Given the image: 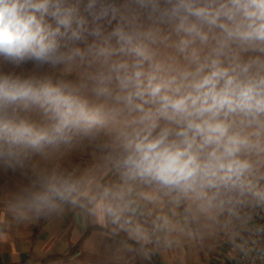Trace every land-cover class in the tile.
<instances>
[{"label": "clouds", "instance_id": "9594fccd", "mask_svg": "<svg viewBox=\"0 0 264 264\" xmlns=\"http://www.w3.org/2000/svg\"><path fill=\"white\" fill-rule=\"evenodd\" d=\"M29 165L17 219L264 256V0H0V169Z\"/></svg>", "mask_w": 264, "mask_h": 264}, {"label": "crops", "instance_id": "0c3cea01", "mask_svg": "<svg viewBox=\"0 0 264 264\" xmlns=\"http://www.w3.org/2000/svg\"><path fill=\"white\" fill-rule=\"evenodd\" d=\"M149 248L163 264H217L238 250L221 234L202 239L183 232L173 234L170 246ZM48 257H56L49 264H155L125 233L113 234L110 226L98 224L78 207L65 205L55 214L17 219L0 202V264H39Z\"/></svg>", "mask_w": 264, "mask_h": 264}, {"label": "rangeland", "instance_id": "374dc122", "mask_svg": "<svg viewBox=\"0 0 264 264\" xmlns=\"http://www.w3.org/2000/svg\"><path fill=\"white\" fill-rule=\"evenodd\" d=\"M27 68L31 69V67ZM56 162L64 168H71L76 164H79L82 168H86L90 164V160L86 155L76 152L69 153ZM30 168L31 165L27 166L23 173L0 169V202L3 206H9L12 194L29 182L31 179Z\"/></svg>", "mask_w": 264, "mask_h": 264}, {"label": "built area", "instance_id": "2783aa9c", "mask_svg": "<svg viewBox=\"0 0 264 264\" xmlns=\"http://www.w3.org/2000/svg\"><path fill=\"white\" fill-rule=\"evenodd\" d=\"M252 223L264 224V219L254 218ZM221 235L225 236L221 233ZM242 235L247 238V233L244 232ZM258 248L264 249V242H262ZM264 263V256L258 254V251L251 252L247 257H245L239 250L233 255L229 260H219L217 264H260Z\"/></svg>", "mask_w": 264, "mask_h": 264}, {"label": "trees", "instance_id": "16d2710c", "mask_svg": "<svg viewBox=\"0 0 264 264\" xmlns=\"http://www.w3.org/2000/svg\"><path fill=\"white\" fill-rule=\"evenodd\" d=\"M27 67H32L31 65L27 66ZM88 233V232H87ZM86 233V235H87ZM152 249V248H151ZM153 250V249H152ZM152 260L154 261L155 264H163L161 262V260L158 258V256L156 255L155 251H152L151 254ZM56 259V257H48L45 260L41 261L39 264H49L52 263L54 260Z\"/></svg>", "mask_w": 264, "mask_h": 264}]
</instances>
